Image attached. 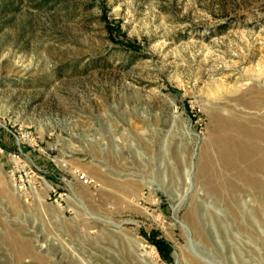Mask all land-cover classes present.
<instances>
[{"label":"rangeland","instance_id":"obj_1","mask_svg":"<svg viewBox=\"0 0 264 264\" xmlns=\"http://www.w3.org/2000/svg\"><path fill=\"white\" fill-rule=\"evenodd\" d=\"M0 264H264V0H0Z\"/></svg>","mask_w":264,"mask_h":264},{"label":"bare ground","instance_id":"obj_2","mask_svg":"<svg viewBox=\"0 0 264 264\" xmlns=\"http://www.w3.org/2000/svg\"><path fill=\"white\" fill-rule=\"evenodd\" d=\"M230 132L225 128L224 130L222 129L219 134V144L225 145L224 148L228 149V152L232 151L234 152L236 150V142H233L231 139V135L229 134ZM231 148V150L229 148ZM227 151V150H225ZM236 152V151H235ZM237 153V152H236ZM239 156V154H238ZM210 160V159H209Z\"/></svg>","mask_w":264,"mask_h":264},{"label":"trees","instance_id":"obj_3","mask_svg":"<svg viewBox=\"0 0 264 264\" xmlns=\"http://www.w3.org/2000/svg\"><path fill=\"white\" fill-rule=\"evenodd\" d=\"M153 243L157 246V248L159 249L161 255H163L164 257H165V255L167 253L170 252L169 247H168V245L166 244L165 241H163V240H154Z\"/></svg>","mask_w":264,"mask_h":264}]
</instances>
